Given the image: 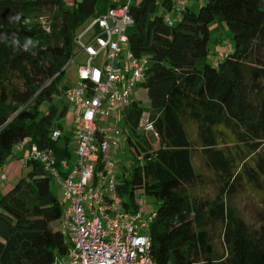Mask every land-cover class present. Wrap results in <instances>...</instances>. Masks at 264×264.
Listing matches in <instances>:
<instances>
[{"label": "trees", "instance_id": "trees-1", "mask_svg": "<svg viewBox=\"0 0 264 264\" xmlns=\"http://www.w3.org/2000/svg\"><path fill=\"white\" fill-rule=\"evenodd\" d=\"M97 2L0 0V37H8L0 39L1 167L24 140L52 148L59 160L72 156V131L61 123L69 110L63 68L76 53L79 28L116 6L112 0L100 10ZM174 5L130 4L134 23L125 33L135 55L149 58L139 86L148 104L134 98L122 113L135 161L130 173L119 174L120 195L132 205L142 195L158 201L149 228L157 264H264V0H204L198 11L186 7L170 24L165 15ZM52 11L55 39L24 51L37 37L28 17ZM214 21L227 24L233 47L211 62ZM144 110L159 134L157 147L137 131ZM56 127L63 134L54 140ZM26 166L27 175L0 198V264H53L69 248L60 226L63 203L43 165ZM240 194L258 199L254 222L238 208ZM216 235L223 252L215 247Z\"/></svg>", "mask_w": 264, "mask_h": 264}, {"label": "built area", "instance_id": "built-area-1", "mask_svg": "<svg viewBox=\"0 0 264 264\" xmlns=\"http://www.w3.org/2000/svg\"><path fill=\"white\" fill-rule=\"evenodd\" d=\"M114 1L116 6L91 18L77 32L76 53L63 68L66 72L79 62L77 82L64 94L75 151L69 159L59 160L52 148L28 142L26 156L21 157L25 164L41 163L64 190L60 226L69 248L53 264H157L150 252L149 233L157 210L144 209L147 205L142 196L132 205L120 195L113 157L121 135L127 138V132L119 127L117 136L112 137L115 126L111 120L132 103L149 67V58L135 55L125 33L134 23L130 4L135 0ZM165 20L170 24L174 21L170 14ZM230 50L220 52L217 58ZM137 131L151 143L159 140L148 110L143 111ZM62 134L63 130L56 127L52 138L57 140ZM26 141L16 143L13 149H22ZM6 179L0 166V183Z\"/></svg>", "mask_w": 264, "mask_h": 264}, {"label": "rangeland", "instance_id": "rangeland-1", "mask_svg": "<svg viewBox=\"0 0 264 264\" xmlns=\"http://www.w3.org/2000/svg\"><path fill=\"white\" fill-rule=\"evenodd\" d=\"M65 1L68 4V6H72L74 3V0H65ZM202 2H204V0L198 3L196 7V11L199 10ZM106 4H107L106 0H98L97 8L103 9L106 6ZM173 10H175V8ZM53 14H54L53 11L37 12L31 14V16L28 17L26 21L33 27L34 32L36 33L37 36L35 39L33 40L31 39L33 43H39L48 40L53 41L55 39V34L58 32L59 27L56 25L55 20L53 19ZM88 23L89 20H87L79 28V30L84 29L88 25ZM230 47L231 48L233 47V35L227 24L224 21H214L210 23L209 59L211 60V62L217 59L218 54L220 52L226 51ZM78 65L79 62L76 64H71L68 67V70L65 72V74L62 77L63 85L74 86L76 84ZM133 97L137 101H140L145 105L148 104V96L146 89L144 87H137L134 91ZM56 101H58V98L56 99ZM48 106H49V102L44 103L41 107L42 112H46ZM61 123L65 127V129L72 131L71 130L72 125L68 123L67 116H65L62 119ZM111 123L115 126V130L112 131L110 135L112 137H116L117 136L116 130H118V128L122 127L123 125V114L122 113L116 114L115 117L111 120ZM72 138L74 139V137ZM26 142H30V141L27 140ZM152 144L154 147H157L158 141H153ZM75 148H76L75 142L73 140L70 141V149L72 153L75 151ZM113 157L117 163V170L119 174L122 173L123 171H127L128 173H130L135 160H134V154L131 151V146L127 142L126 134L121 135V141L119 142V149ZM28 169L29 168L26 166L25 163L21 161L18 155L13 154L8 159L4 167L8 180L6 179L0 183V198L2 197V194L8 192L20 180V178L27 175ZM5 185H7V188L3 193L2 188ZM51 188L54 194L58 197V199L61 202H63L64 190L54 179L51 181ZM142 198L145 204L147 205L144 209L155 210L158 208L159 203L153 196L142 195ZM236 204L239 209L241 206V211H242L241 213L243 217L246 219V221L254 222L253 213L256 211V208H258V199L252 195L240 194L238 196V200L236 201ZM215 247L219 252H223L222 239L219 235L215 236Z\"/></svg>", "mask_w": 264, "mask_h": 264}, {"label": "crops", "instance_id": "crops-1", "mask_svg": "<svg viewBox=\"0 0 264 264\" xmlns=\"http://www.w3.org/2000/svg\"><path fill=\"white\" fill-rule=\"evenodd\" d=\"M106 1H107V4L103 9H105L106 7L111 5V3H112V0H106ZM173 1L175 4L174 5L175 10H172L171 13L169 12V14L173 19H176L179 16V13H180L179 11H181L182 9H184L186 7L196 11V7H197L198 3H200L202 0H173ZM100 10H102V9H100ZM27 149H28V142L27 143L25 142V145L23 146L22 149H20V150L13 149V154L18 155L19 158L21 159V157L26 156ZM6 188H7V185H5L2 188L3 193H4Z\"/></svg>", "mask_w": 264, "mask_h": 264}, {"label": "clouds", "instance_id": "clouds-1", "mask_svg": "<svg viewBox=\"0 0 264 264\" xmlns=\"http://www.w3.org/2000/svg\"><path fill=\"white\" fill-rule=\"evenodd\" d=\"M9 20H10V22H12V21H18V20H19V14H17V15L14 16V17H9ZM0 39H3V40H5V41H7V40H8V37H7V36H4V37H0ZM11 43H12V45H13L15 48H17V49L20 48V43H19V41H18L17 39H15L14 37H13ZM30 44L33 45V42H32L31 39L27 40V41L24 43V45H23V50H24V51H29L30 47H29L28 45H30ZM33 46H34V45H33Z\"/></svg>", "mask_w": 264, "mask_h": 264}]
</instances>
